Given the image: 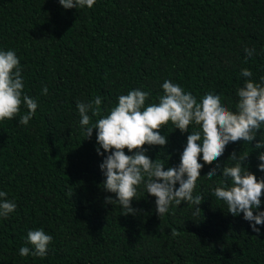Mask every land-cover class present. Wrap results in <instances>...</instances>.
<instances>
[{
    "label": "trees",
    "instance_id": "1",
    "mask_svg": "<svg viewBox=\"0 0 264 264\" xmlns=\"http://www.w3.org/2000/svg\"><path fill=\"white\" fill-rule=\"evenodd\" d=\"M245 48L255 51L249 57ZM7 50L19 58L24 92L38 106L27 125L19 123L23 105L0 121V191L17 205L0 217V264H264V224L253 232L243 213L233 217L213 194L225 180L220 170L236 163L228 159L234 151L249 154L244 167L264 179L257 168L264 147L255 148L264 143V125L253 141L230 142L200 170L192 193L204 197L199 214L173 202L159 217L141 183L131 201L135 213L121 215L118 203H105L115 199L99 168L109 153L97 154L96 130L86 138L76 108L100 96L103 116L131 90L148 92L147 106L170 80L197 102L212 92L234 111L245 79L264 77V0H96L90 9L0 0V51ZM242 69L252 76L242 77ZM196 130L192 124L181 133L169 121L159 130L166 145L145 144V154L165 170L178 167ZM217 165L218 176L208 180ZM253 211H264V195ZM37 229L52 237L46 256L21 257L20 247L31 251L28 231Z\"/></svg>",
    "mask_w": 264,
    "mask_h": 264
},
{
    "label": "clouds",
    "instance_id": "2",
    "mask_svg": "<svg viewBox=\"0 0 264 264\" xmlns=\"http://www.w3.org/2000/svg\"><path fill=\"white\" fill-rule=\"evenodd\" d=\"M96 0H59L65 9L92 8ZM255 49L245 48L250 57ZM241 75L250 78L252 72L242 69ZM163 95L158 102L145 106L148 92L131 90L118 96V103L101 116V98L96 96L88 103L77 102L76 108L80 116V125L84 128L86 138H90L96 130L97 154L100 149L109 153L99 165L106 178L103 189L115 194L105 197V203H118L121 215L134 214L131 201L136 197L138 186L143 183L146 193L155 197V211L160 217L168 212L173 202L179 206L187 202L195 206L196 214L201 212L197 205L204 200L203 196H193L200 170L205 164L218 160L226 146L232 142H248L254 140L256 133L264 125V77L260 83L245 79L244 85L237 89L238 100L235 110H229L221 103V97L212 92L206 93L197 102L196 97L176 83L165 80L162 84ZM23 76L20 61L12 50L0 51V121L16 117L21 106L26 107V114L20 115L19 123L27 125L35 114L37 102L24 92ZM48 92L42 89V95ZM91 113V115H89ZM92 117H100L94 123ZM169 121L181 133L188 131L195 124L198 130L187 136L186 146L180 155L178 167H168L156 159H150L145 153L144 145L164 146L166 137L160 129ZM264 147L258 142L255 148ZM125 149L131 155L125 154ZM135 150V151H134ZM249 154L239 155L232 152L228 159L236 161L234 166H224L220 176L225 180L218 181L213 194L227 205L228 213L233 217L243 213V219L249 222L253 232L259 234L257 225L264 224V211H256L261 205L264 195V179L257 177L245 168ZM203 160V164L200 163ZM257 168L264 172V152L257 155ZM210 168L205 177L212 180L217 169ZM230 181V183H229ZM179 185L178 187L176 185ZM7 193L0 191V217L7 218L15 211L17 205L7 199ZM173 236L179 233L172 230ZM52 237L42 229L29 230L26 243L31 246L19 248V255L26 257H45Z\"/></svg>",
    "mask_w": 264,
    "mask_h": 264
}]
</instances>
